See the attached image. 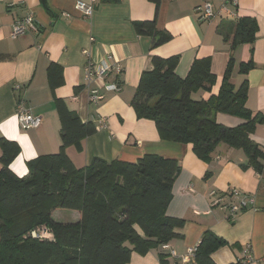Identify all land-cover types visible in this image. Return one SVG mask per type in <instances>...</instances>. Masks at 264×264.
<instances>
[{"label":"crops","instance_id":"crops-1","mask_svg":"<svg viewBox=\"0 0 264 264\" xmlns=\"http://www.w3.org/2000/svg\"><path fill=\"white\" fill-rule=\"evenodd\" d=\"M77 1L90 0H0V138L15 141L20 147L10 169L24 177L28 160L58 152L61 123L55 99L61 100L81 121L95 126L94 133L65 150L76 168L88 165L94 158L133 162L145 153L173 158L179 163L172 197L165 208L167 216L183 220L174 229L177 235L144 255L132 252L127 264H156L160 254H167L169 264H195L184 263L183 257L197 247L205 230L228 243L212 253L216 264H264V169L258 173L243 166L247 159L242 150L225 143L217 144L205 161L196 156L190 143L161 140L155 123L137 118L131 105L141 72L153 68L152 56L179 55L175 73L182 78L195 58L210 57L216 82L211 92L193 93L196 99H208L218 93L232 56L231 83L238 88L246 79V106L253 114L264 116V0H237L235 6L228 0H159L157 7L150 0H95L88 17L75 7ZM204 2H209L214 12L208 20L199 19L196 10ZM28 14L33 15L36 29L11 38L13 22ZM245 16L256 21L255 40L252 45L242 43L230 50L223 35L235 19ZM152 19L159 30L171 35L169 41L154 48L151 37L138 34L133 25L135 21ZM249 59L253 67L245 75L239 73L240 64ZM103 61L121 65L117 78L120 90L103 89L104 82L114 80L111 74L86 85V64ZM49 64L58 65L62 75L61 84L53 89L47 79ZM90 88L99 89L104 98L91 102ZM19 100L41 116L39 127L20 128L16 119ZM215 119L225 126L243 121L224 113H217ZM250 137L264 151V120L257 123ZM229 187L254 198L233 221L227 220L225 208L212 203L211 196L212 192L216 195ZM58 212L60 208L51 212L54 220L55 214L60 217ZM68 213L72 220L55 221H79V211ZM246 251L253 256L250 262L242 261Z\"/></svg>","mask_w":264,"mask_h":264},{"label":"trees","instance_id":"trees-1","mask_svg":"<svg viewBox=\"0 0 264 264\" xmlns=\"http://www.w3.org/2000/svg\"><path fill=\"white\" fill-rule=\"evenodd\" d=\"M150 1L158 6L159 0ZM133 25L138 34L151 37V48L171 39L167 31L157 28L155 19L135 21ZM256 30L255 19L240 17L230 24L223 41L230 50L242 43L252 45ZM151 61L153 68L141 72L131 99L137 118L152 120L161 140L190 143L196 156L205 161L217 144L225 143L242 150L247 159L243 166L258 173L264 169V151L250 137L264 116L253 114L246 106V79L238 88L231 83L232 56L218 93L208 99H194L192 94L211 92L216 82L210 57L195 58L183 78L175 73L179 55L152 56ZM252 67L249 59L240 64L239 73L245 75ZM47 79L52 89L61 84L58 65L49 64ZM55 102L61 145L56 153L28 160L26 176L20 177L10 169L20 152L19 145L0 138V264H127L132 252L144 255L174 238V229L183 220L167 216L165 208L172 197L179 163L145 153L133 162L94 158L76 168L65 150L94 133L95 126L81 121L61 100ZM217 113L243 121L225 126L216 121ZM56 208L77 210L81 217L76 222L55 221L51 212ZM45 228L52 238L32 236V231ZM227 244L205 230L193 263L216 264L212 253ZM156 264H169L167 254H160Z\"/></svg>","mask_w":264,"mask_h":264},{"label":"built area","instance_id":"built-area-1","mask_svg":"<svg viewBox=\"0 0 264 264\" xmlns=\"http://www.w3.org/2000/svg\"><path fill=\"white\" fill-rule=\"evenodd\" d=\"M234 6L237 5V0H228ZM95 0H90L89 2L77 1L75 7L85 16H91L93 11V3ZM199 13V19L208 20L214 16L212 6L209 2H204L202 5L196 8ZM34 17L32 14H28L22 18H17L10 31V37L16 38L18 36L24 35L29 30H35L36 26L34 24ZM88 54V53H87ZM122 72L121 65L116 61L114 63H108L103 61L102 63H92L89 62L85 66V80L88 86L95 79H104L108 75H114L113 81L104 82L102 85L103 89L107 92L120 90V83L117 80L118 76ZM19 86H17L18 88ZM104 98V94L99 91V89L90 88L89 89V100L91 102H100ZM16 119L21 129L29 130L35 129L41 125L42 118L39 115H35L31 112L30 108L26 105L23 100H19L16 105ZM213 196L212 203L215 205L220 204L223 208L227 210V220L233 221L237 214L242 210L247 208V205L254 202L252 195L240 191L236 187H229L225 192L211 193ZM32 236L40 239L52 238V234L48 229H42L40 231H32ZM196 247L188 250L186 255L183 257V262H193ZM253 260L252 254L248 251L244 253L243 262H250Z\"/></svg>","mask_w":264,"mask_h":264},{"label":"rangeland","instance_id":"rangeland-1","mask_svg":"<svg viewBox=\"0 0 264 264\" xmlns=\"http://www.w3.org/2000/svg\"><path fill=\"white\" fill-rule=\"evenodd\" d=\"M196 96H197V95H196ZM196 96L192 95V97H193L194 99L197 98ZM60 209H61V212H58V213H60V217H58V215L55 214V216H54L55 220H59V221L72 220V219H70V218L68 217L69 213H68V210H67V209H62V208H60Z\"/></svg>","mask_w":264,"mask_h":264}]
</instances>
